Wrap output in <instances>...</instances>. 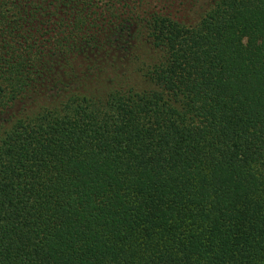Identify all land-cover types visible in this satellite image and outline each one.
<instances>
[{
  "label": "trees",
  "instance_id": "obj_1",
  "mask_svg": "<svg viewBox=\"0 0 264 264\" xmlns=\"http://www.w3.org/2000/svg\"><path fill=\"white\" fill-rule=\"evenodd\" d=\"M0 264H264V0H0Z\"/></svg>",
  "mask_w": 264,
  "mask_h": 264
}]
</instances>
